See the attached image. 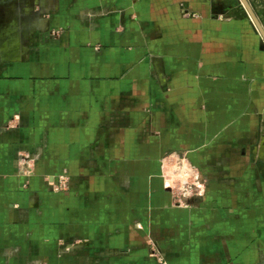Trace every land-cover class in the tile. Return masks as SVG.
<instances>
[{"label":"crops","instance_id":"1","mask_svg":"<svg viewBox=\"0 0 264 264\" xmlns=\"http://www.w3.org/2000/svg\"><path fill=\"white\" fill-rule=\"evenodd\" d=\"M170 154L198 172L186 208ZM0 264H264V38L240 0H0Z\"/></svg>","mask_w":264,"mask_h":264},{"label":"built area","instance_id":"2","mask_svg":"<svg viewBox=\"0 0 264 264\" xmlns=\"http://www.w3.org/2000/svg\"><path fill=\"white\" fill-rule=\"evenodd\" d=\"M161 164L168 171L170 186L168 190L175 207H187V200L196 196L200 186L198 172L186 160L184 155L170 154L162 158ZM60 174L56 177V183L51 184V190L55 193L65 190L67 179Z\"/></svg>","mask_w":264,"mask_h":264},{"label":"water","instance_id":"3","mask_svg":"<svg viewBox=\"0 0 264 264\" xmlns=\"http://www.w3.org/2000/svg\"><path fill=\"white\" fill-rule=\"evenodd\" d=\"M240 1H241L242 5L244 6V8L246 9V11H247L250 19L253 21L254 25L256 26L257 30L259 31V33L261 34V36L264 38V34H263V32H262V30H261L258 22L256 21L255 16L253 15L252 11L250 10L247 2L245 0H240Z\"/></svg>","mask_w":264,"mask_h":264},{"label":"rangeland","instance_id":"4","mask_svg":"<svg viewBox=\"0 0 264 264\" xmlns=\"http://www.w3.org/2000/svg\"><path fill=\"white\" fill-rule=\"evenodd\" d=\"M64 175V174H63ZM66 176V175H65ZM66 179H67V183H66V188H65V190H67V184H68V178L67 177H65ZM49 188H50V190H51V187L49 186ZM65 190H62L61 192H63V191H65ZM52 191V190H51ZM53 192V191H52ZM61 192H57V193H61ZM55 193V192H54Z\"/></svg>","mask_w":264,"mask_h":264}]
</instances>
